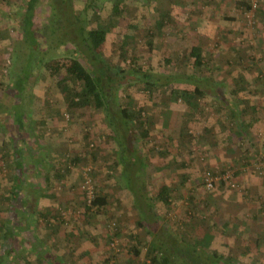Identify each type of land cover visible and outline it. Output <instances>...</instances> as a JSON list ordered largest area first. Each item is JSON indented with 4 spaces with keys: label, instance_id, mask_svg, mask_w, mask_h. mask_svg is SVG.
I'll return each mask as SVG.
<instances>
[{
    "label": "rangeland",
    "instance_id": "obj_1",
    "mask_svg": "<svg viewBox=\"0 0 264 264\" xmlns=\"http://www.w3.org/2000/svg\"><path fill=\"white\" fill-rule=\"evenodd\" d=\"M15 1L0 0V82L5 84L11 83L15 68L21 69V56L26 50L17 45L22 37L19 26L13 24H17L19 18L8 19L16 11ZM88 2L74 0V6L85 20L83 25L108 26L107 39L100 52L110 64L129 69L135 58L138 65L160 76L161 80L167 75L183 76L190 73L191 48L201 46L214 70V74L208 76L218 87L217 95L208 94L200 101L198 112L188 114L190 108L181 101L170 100L172 87H159L151 95L141 84L123 82L118 89L121 107L139 103L145 117L152 121L150 143L137 144V151L147 163L146 173L140 178L142 185L154 199L161 186L171 189L169 206L156 202V213L162 224L152 228V222H144L139 226L140 216L128 188V177L121 176L122 168L115 166L119 161V147L110 117L92 105L77 111L69 109L64 94L55 87L54 76L66 75L65 70L74 59L83 63L81 56L72 52L73 46L59 47L54 43L50 47L51 44L48 46L41 41L42 49L47 52L45 61H49L51 67L35 70L33 97L31 102H25L34 120L36 136L29 131L20 135L17 126L12 130L10 125L15 124L7 122V114L14 94L8 95L12 92L0 89V223L10 219L7 201L13 178L10 167L13 161L25 158L24 177L32 176L33 181L27 179L36 184L35 188L38 181L42 182L47 176L52 178L51 192L60 197L57 212L63 216L61 228H67L62 232L73 230L72 247L75 246L79 254L81 251L91 253L102 244L107 252L109 250V259L115 258L113 263L143 264L153 235L163 234L164 228L178 243L183 237L194 242L196 239L202 242L201 247L207 253L216 250L233 258L231 263L220 264H264V171L256 165L264 155V0H256V10L251 12L241 5L250 4L251 0H121L120 16L113 13V0H90L91 8L84 13ZM95 4L98 8L93 10ZM163 16L165 23L158 27L157 22ZM35 21L40 30L45 17L39 15ZM150 35L153 37L151 46ZM167 59L170 62L167 63ZM236 91L240 92L235 94ZM231 102L238 108H233ZM109 105L108 113L118 116L112 100ZM20 108L22 113H27L23 106ZM232 109L238 110V118L246 123L247 137L238 132L239 128L235 127V134L229 131L234 124L239 125L235 117H231ZM40 131L41 136L36 134ZM20 144L25 148L42 147L49 167L42 163V170H37L34 162H28L27 151L23 150L22 155L14 152V146L18 148ZM208 149L215 158L219 155L216 161L221 167H213L214 171L231 173L236 188L220 182L213 190L205 188L204 174L207 169L213 170L210 164L213 157ZM245 152L248 158H244ZM72 158H76L75 164L69 162ZM58 171L64 174L59 182L54 180V173ZM237 171L239 175L232 176ZM185 174L188 180L180 185ZM217 191L222 192L220 196L229 198L241 213L237 214V219L231 215L235 212L233 208L214 205L213 193ZM38 194L40 191H35L29 197L28 208L34 207ZM95 194L103 195L108 201L100 215L96 209L86 213L84 206ZM14 202V205L19 203ZM113 227H117L119 236L115 235L117 229ZM149 228L155 230L151 236L147 232ZM207 235L212 238L206 240ZM132 236L136 243L131 242ZM132 245L140 252L137 258L130 250ZM21 251L9 252L12 264L26 261ZM82 256L69 264L95 263L96 257H89L91 262H86L82 261L85 255ZM184 260L189 264L197 262Z\"/></svg>",
    "mask_w": 264,
    "mask_h": 264
},
{
    "label": "trees",
    "instance_id": "obj_2",
    "mask_svg": "<svg viewBox=\"0 0 264 264\" xmlns=\"http://www.w3.org/2000/svg\"><path fill=\"white\" fill-rule=\"evenodd\" d=\"M88 1L84 13L91 8L90 0ZM255 1L256 0H251L250 4L244 2L241 5L251 12L256 10L257 4ZM113 3L114 15L118 14L120 16L121 0H113ZM15 5L16 11H13V16L10 18L8 17V19H13V17L19 18L18 20L20 21L17 20V24H13L16 27L19 26L22 37V41L19 39L17 45L19 43V45L24 46L26 50L24 55L21 56V69L18 71L15 68L14 71L16 72L11 83L5 84L0 82L1 90L12 92L8 95L14 94V101L8 105L10 106V109L8 108L10 113L7 114V122L11 124L12 121L13 124H15L12 126L10 125L12 130L17 126L18 133L25 130L26 132L29 131L30 135L36 136L33 128L34 120L30 116V113H28V110H26L25 102H31L33 97L32 85L35 83L33 82L35 70H38L37 68L41 69L42 67L47 69L51 67L50 62L45 61L47 52L42 49L41 41L47 42L48 46L51 44L50 47H52L54 43L56 45L58 44L59 47H63V45L73 46L72 52L80 55L83 63L78 59H74L72 65L66 68V75L63 77L54 76L55 87L64 94V99L69 109L77 111L92 105L106 112V116L108 115V117H110V126L115 133L114 139L119 147V161H117L115 166H120L122 168L121 176L128 177V188L133 193L135 210L140 216L139 226L144 222H152V228L162 224V219H160L159 214L156 213V202L159 201L164 206H169L171 204V189L168 186H161L157 198L154 199L148 193L146 186L137 182L140 181L141 175H145L147 166L145 159H142L137 151V144L140 141H144L147 144L150 143L149 126L152 121L150 118L145 117L144 108L139 106V103H133L128 107H121L117 99V93L120 86H123V82H128L126 83L128 85L141 84L150 95L159 87H172L173 90L170 93V100L172 102L181 101L188 109L190 108L188 114H196L200 107V101L205 99L208 94L212 97H216L218 88L213 83L211 76H208V74H214V70L212 69L211 63L206 58L203 48L201 46H193L191 48L189 74L186 73L183 76L167 75L163 76L164 79L161 80L160 76H156L154 75L155 73L150 70H145L142 66L138 65L137 59L135 58H132L131 63L133 66L129 69L110 64L100 52L107 39L108 26L99 25L94 28L88 27V24L83 25L82 23H84L85 20L81 19V16L76 11L74 0H16L14 6ZM97 8L98 6L95 4L92 9L96 10ZM39 15L45 17V23H41V25H43L42 29L37 30V23L35 20ZM11 23L9 22L10 25H12ZM164 23L165 20L163 16V18L157 22L158 27L163 26ZM149 37L152 36L150 35ZM148 43L150 46L152 45L153 37L149 39ZM15 58L14 56V59ZM166 62L168 63L170 60L167 59ZM18 65L19 63H17L16 67ZM13 66L14 63L12 68ZM239 92L236 91L235 94ZM111 100L113 104L116 105L118 116H112L108 113ZM231 104H233L231 106L235 108L234 103L231 102ZM22 106L27 113L21 112L20 107ZM235 109H232L231 117H235V123L239 122V125L234 124L233 128L229 129V131H233L232 133L235 134L234 131H236V128H239L240 130L238 132L241 133V135L243 133L247 137V125L238 118L240 112ZM26 117H28V119ZM42 124L45 125V123ZM123 126L124 130L122 131ZM1 131L5 132V130ZM45 132H47V130ZM36 134L41 136V131ZM39 143L40 141L38 145ZM25 151L28 152V155H25L29 156L28 162H34L37 168L43 167L42 163H45V165L47 164L42 154V147H28L25 148ZM17 152L22 154L23 151L20 150ZM244 158L248 157L244 156ZM24 160L25 158H22L19 163L25 164ZM76 161V158L69 159V162H73V164H75ZM47 165L49 167V164ZM181 166L185 167V164L182 163ZM207 173H212V175H224L227 172L226 170L215 172L214 170L207 169L205 174ZM236 175H239V171L232 173V176ZM54 177L61 179L64 178V174L58 171L54 173ZM24 178L27 177L17 178L14 182V186L10 191L13 201H16L17 198L20 199V197L25 199L22 193L26 195L27 190L33 189L34 184L30 182L28 185V183L25 182L27 179L24 180ZM187 180L188 176L185 174L181 180L182 184L180 185H184ZM25 184H27V190ZM219 184L225 185L226 183L225 181H221ZM23 205L25 209H28L27 203H23ZM107 205V199L103 195L97 194L94 195L91 205H89V203H84L86 213H90L92 210L96 209L95 211L99 215L104 213ZM92 207L94 209H92ZM32 209L34 211L31 214L43 217L42 212H37L35 207H32ZM32 209L30 210L32 211ZM31 219L37 221L36 217L35 219ZM43 219L49 225L54 220L55 223L59 225L58 227H62L63 216L60 215L59 212L49 218L43 217ZM114 228L115 230L117 229V227H113V229ZM0 230L3 232L0 235V264H12L10 258L8 259L7 256L11 250L6 248L5 242L15 236L13 233L16 228L12 227L11 224L7 225L6 223H0ZM152 231L154 232L155 230L149 228L147 231L150 236L153 233ZM162 231L163 234L161 235H153V239L149 243L147 249L146 262L143 264H189L184 258L197 260L196 264L231 263L233 260L232 257H226L216 250L207 253L204 248L201 247V241L195 239L194 242V240L191 241V239L183 237L181 243H178L177 239L172 236L170 231L164 228ZM114 233L116 236L120 235L118 229ZM206 238V240H210L212 237L211 235H207ZM111 240L112 238L109 239L110 242ZM130 240L136 243L134 236H132ZM130 250L135 254V258L140 255L136 245H132ZM20 257L22 258V256ZM114 259L115 258H110L106 260L104 264H116L113 263ZM23 264L30 263L26 260Z\"/></svg>",
    "mask_w": 264,
    "mask_h": 264
},
{
    "label": "crops",
    "instance_id": "obj_3",
    "mask_svg": "<svg viewBox=\"0 0 264 264\" xmlns=\"http://www.w3.org/2000/svg\"><path fill=\"white\" fill-rule=\"evenodd\" d=\"M23 132H25V130ZM23 132H21L20 135H22ZM247 134L249 135V132H247ZM16 135L17 133L14 135V137H16ZM215 144L216 143H213L212 145H215ZM24 148L25 147H23L20 144V147L18 148L14 146L13 151L14 152H17L20 150L25 151ZM226 150H229V149L226 148ZM209 154L211 155L210 157H213V158H210V160L213 161V163H210L212 166V169L213 167L214 168L221 167V166H218L219 163L218 161H216L219 155H217V157L215 158L211 150H209ZM243 155L249 157L246 152ZM250 158L253 159L252 153L250 154ZM21 160L22 159L13 161L14 164L13 166L11 165L10 167L11 173L13 171V178H12V181H10L11 189L13 188L14 182L16 181L17 178L20 179L24 177L25 164L19 163V161ZM37 170H42V168L38 167ZM26 177L31 178L32 181L34 180L32 176H26ZM25 179L27 178H24V180ZM51 179L52 178L47 176L45 179H43L42 182H39V181L37 182V188H35L36 184H34L33 189L31 190H27L28 189L26 187L27 184H25L27 194L25 195L24 193H22L25 199H23V197H20V199L17 198L16 201H19L20 204L17 202L19 206L17 204L14 205V203L16 202H14L13 199L11 198V193L10 195H7V197H9L7 201L9 205L10 203L11 205L10 206L8 205V207L10 208L9 209L10 219L7 220L6 224L7 225L11 224L12 227L16 228V230H14V233H13L16 237L15 236L11 237L5 242L6 248L11 250V252L15 251V249L22 250L21 254L23 258H25L30 264H60V263L69 264L72 260L74 261L77 259L79 260L82 255L83 256L85 255V257L82 256L83 257L82 261L85 259L86 262H91L89 261L90 259H87V258L92 257V259H95L96 257V259L94 260L95 262L94 264H104V262L109 259L110 254H109V250L107 252L102 244L101 246H99L98 249L95 248V250L92 251L91 253L84 254V252L80 250L81 252L79 254L77 252V248H75V246L72 247L71 237H73L74 235L73 230H71V232L70 231L62 232V231H66L67 228L62 229L58 227L59 225L55 223L54 220L49 225L43 219V217L49 218L51 216H54V214L57 213V210H58V205H59L58 198L60 197L56 196L55 194L51 192L52 190L51 189L52 184L50 182ZM63 179L64 178H61V179L55 178L54 180L59 182V180L62 181ZM28 180L29 179H27L25 182H27ZM28 182L30 183V181ZM137 182L142 185L141 181H137ZM46 183L49 184V187L46 186ZM35 191H40V194H38V196L35 197L36 203L34 207L36 208L37 212H42L43 217H40L35 214H31L33 213L34 210L31 207L28 209H25L23 205V203L28 204V202H30L29 197H32ZM221 193L220 191L213 193L214 198L216 199L214 200L213 198V201H215L214 205L218 206L220 204V205H226L227 208H233L232 210L235 212L234 214H231V215L235 216V218L237 219L238 218L237 214H241V213H238L236 211L235 209L236 207L231 204L229 198L220 196ZM218 195L220 197H218ZM30 209H32V211ZM35 217L37 218V221H33L31 219V218L35 219ZM16 224H19V225H16ZM20 234L22 235L20 236ZM7 256L8 258H12V256L9 253ZM97 256L100 258H97ZM84 264H88V263H84Z\"/></svg>",
    "mask_w": 264,
    "mask_h": 264
},
{
    "label": "built area",
    "instance_id": "obj_4",
    "mask_svg": "<svg viewBox=\"0 0 264 264\" xmlns=\"http://www.w3.org/2000/svg\"><path fill=\"white\" fill-rule=\"evenodd\" d=\"M257 165H258V169L264 171V155H262L259 158ZM221 181H225V183L229 185L231 188L237 187L236 183L231 180V173L229 172H227L224 175H220V174L212 175V173H207L204 176L203 185L207 190H213L214 188H216L217 184ZM91 201H92L91 199L88 200L89 205H91Z\"/></svg>",
    "mask_w": 264,
    "mask_h": 264
},
{
    "label": "bare ground",
    "instance_id": "obj_5",
    "mask_svg": "<svg viewBox=\"0 0 264 264\" xmlns=\"http://www.w3.org/2000/svg\"><path fill=\"white\" fill-rule=\"evenodd\" d=\"M257 165V164H256Z\"/></svg>",
    "mask_w": 264,
    "mask_h": 264
}]
</instances>
